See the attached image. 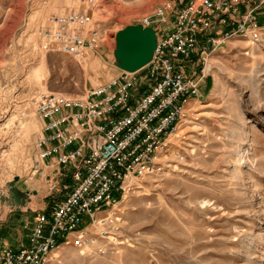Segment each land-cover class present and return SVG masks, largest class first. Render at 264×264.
Returning a JSON list of instances; mask_svg holds the SVG:
<instances>
[{
  "label": "rangeland",
  "instance_id": "obj_1",
  "mask_svg": "<svg viewBox=\"0 0 264 264\" xmlns=\"http://www.w3.org/2000/svg\"><path fill=\"white\" fill-rule=\"evenodd\" d=\"M165 1L97 0L106 38L79 59L41 45L52 17L86 0H0V248L26 242L46 205V180L34 167L40 95L81 97L117 76L116 33ZM189 70L199 94L170 138L172 166L138 181L122 203L123 242L106 254L64 244L46 264H264V31L257 42L232 37ZM8 199L26 206L22 222Z\"/></svg>",
  "mask_w": 264,
  "mask_h": 264
},
{
  "label": "built area",
  "instance_id": "obj_2",
  "mask_svg": "<svg viewBox=\"0 0 264 264\" xmlns=\"http://www.w3.org/2000/svg\"><path fill=\"white\" fill-rule=\"evenodd\" d=\"M96 3L86 0L82 10L54 15L41 47L79 59L97 51L106 34L95 22ZM263 6L264 0H167L139 21L158 30L148 65L119 69L81 97L41 94L34 167L46 180V205L26 242L0 248V264H46L64 244L98 254L120 245L122 203L138 181L172 166L170 138L199 94L189 64H206L236 35L259 41Z\"/></svg>",
  "mask_w": 264,
  "mask_h": 264
},
{
  "label": "water",
  "instance_id": "obj_3",
  "mask_svg": "<svg viewBox=\"0 0 264 264\" xmlns=\"http://www.w3.org/2000/svg\"><path fill=\"white\" fill-rule=\"evenodd\" d=\"M113 65L120 70L136 72L148 65L158 47V30L141 23L128 25L115 36Z\"/></svg>",
  "mask_w": 264,
  "mask_h": 264
},
{
  "label": "crops",
  "instance_id": "obj_4",
  "mask_svg": "<svg viewBox=\"0 0 264 264\" xmlns=\"http://www.w3.org/2000/svg\"><path fill=\"white\" fill-rule=\"evenodd\" d=\"M115 73H117V75L119 74V69L118 68H114V70H113ZM15 203L11 200V199H8L7 201H6V203H5V207H8V210L7 211H10V212H12L13 210H14V208H16V205H14ZM22 206V205H21ZM12 207H13V209H12ZM25 209H26V206H23V207H20L19 206V209L18 208H16V210H18L17 211V217H18V219L16 220V222H22L23 221V219L25 218L24 217V212H25Z\"/></svg>",
  "mask_w": 264,
  "mask_h": 264
}]
</instances>
